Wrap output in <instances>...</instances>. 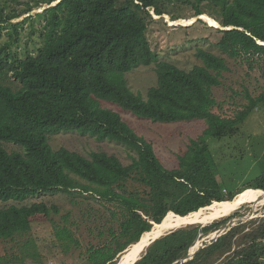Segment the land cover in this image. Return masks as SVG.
I'll return each instance as SVG.
<instances>
[{
  "label": "trees",
  "instance_id": "trees-1",
  "mask_svg": "<svg viewBox=\"0 0 264 264\" xmlns=\"http://www.w3.org/2000/svg\"><path fill=\"white\" fill-rule=\"evenodd\" d=\"M58 1L41 15L42 46L35 56L18 59L11 44L0 46V76L11 84L0 81V202L23 203L41 194L62 193L73 201L91 195L112 204L116 210L109 212L118 220V228L108 229L107 244L91 246L87 252L90 264H117L120 254L149 234L152 222L181 219L236 198L239 193L226 195L212 183L208 141L237 134L248 115L264 104V92L258 97L248 93L246 107L235 118L214 113L213 88L222 85L226 61L203 49L197 53L202 64L190 71L160 61L148 39V24L154 21L152 12L161 18L170 16L165 0H45V4ZM174 1L190 5L195 17L208 15L226 29H217L222 34L217 47L224 53L249 64L256 56L264 59V0ZM205 6L219 11L211 13ZM0 17L2 29L19 15H4L0 8ZM171 19L180 20L174 15ZM19 25L12 40L19 36ZM151 65L157 84L144 97L130 89L126 75ZM102 102L153 123L203 120L207 128L179 157V166L166 169L153 144ZM68 132L115 142L135 156L124 165L105 152L85 157L66 148L54 150L49 137ZM5 143L21 151L10 152L2 147ZM246 189L264 190V175ZM59 212L45 203L0 209V242L29 234L34 221ZM228 219L203 228L188 225L160 237L136 264H174L199 233L214 232ZM250 223L254 227L246 230ZM56 237L67 249V242L77 243L66 228ZM200 250L185 264H263L264 217L233 227Z\"/></svg>",
  "mask_w": 264,
  "mask_h": 264
},
{
  "label": "rangeland",
  "instance_id": "rangeland-1",
  "mask_svg": "<svg viewBox=\"0 0 264 264\" xmlns=\"http://www.w3.org/2000/svg\"><path fill=\"white\" fill-rule=\"evenodd\" d=\"M49 7L45 4V0H0V8L4 9V15L11 13L19 15L18 18L2 25L0 46L11 44V53L18 59H24L27 55L35 56L39 47L42 46L40 34L41 28L44 26V19L41 15ZM164 7L170 16L164 15L161 18L152 12L154 21L148 24V39L159 60L170 62L183 70L190 71L196 65L202 64L197 57L199 49L224 58L228 70L222 74V85L213 88V96L217 103L213 111L222 118H235L246 107L248 93L253 97H258L264 92V59L256 56L253 63L249 64L247 59L233 58L221 51L217 47L222 36L217 30L218 28L210 26L204 19H199V21V17H195V10L190 5H184L174 0H165ZM204 8L214 14L219 11L215 7L205 6ZM172 15L180 20L172 21ZM193 18H195L193 24H188L187 20ZM182 20L187 22H179ZM18 24H20L17 26L19 36L12 40L13 30ZM126 78L128 86L134 93L146 97L148 90L157 84L155 65L139 66L128 73ZM10 80L13 79L10 78ZM0 81L11 85L1 76ZM102 103L104 107L118 112L139 136L153 144L158 158L166 169L177 168L179 157L187 151L191 141L201 136L207 128V124L203 120L172 124L153 123L150 120L124 112L116 105ZM239 128L240 131L233 136L221 139L212 138L208 141V157L214 177L212 183H215L217 189H222L226 195L231 192L239 193L232 202L225 203L240 202L238 208L233 213L212 218L209 208L213 207L214 203L204 209L206 215L203 218L178 227L200 225V228H203L229 218L228 222L216 231L199 233L195 242L184 254L183 259L181 258L174 264H183L185 261L194 259L200 249L216 242L215 239L225 229L249 221H260L264 217V202L259 203L252 198L258 194L255 191L259 190H245L246 186L264 175V104H260L252 111ZM49 142L54 150L66 148L85 157H89L94 152H105L116 156L124 165L131 164V157L135 156L120 144L110 141L100 142L79 132L51 135ZM2 147L10 152L21 151L20 147L13 144L5 143L2 144ZM241 191L243 192L240 194ZM76 200L73 201L65 194L55 193L41 194L23 203L0 202V209L45 203L49 206H56L60 210L59 214L41 217L34 221L29 234L19 236L15 240L1 241L0 259H2V264H90L87 252L89 248L107 244L110 238L108 229L116 230L118 228V220L113 218L109 212L116 208L112 204L95 200L91 195H86L85 198L78 196ZM215 207V210H218L222 206L215 205ZM202 223L204 224L202 225ZM152 224L153 229L149 233L154 230L156 225H160L154 222ZM252 227L254 226L250 223L246 230ZM62 228L69 230L77 241V243L67 242L69 249L65 248V242L56 237V232ZM172 230L166 233H162L161 230L160 232L154 231L156 235L153 233L149 243L147 242L148 245L151 241L172 233ZM99 232H103L104 235L100 236ZM148 245L144 247L138 258L129 264L139 259ZM237 245L238 242H235L234 248ZM133 246L117 257V264H123L124 258Z\"/></svg>",
  "mask_w": 264,
  "mask_h": 264
},
{
  "label": "bare ground",
  "instance_id": "bare-ground-1",
  "mask_svg": "<svg viewBox=\"0 0 264 264\" xmlns=\"http://www.w3.org/2000/svg\"><path fill=\"white\" fill-rule=\"evenodd\" d=\"M200 18L204 19V21L207 22L212 27L221 28L220 24L217 21H214L213 19L209 18L206 15L200 16ZM187 21L182 20L179 22H187L188 24H193V21H195V18H193L191 20H187ZM255 192L256 193L259 192V193L255 197H252V198L255 199L256 202L263 203L264 202V191H255ZM239 203L240 202L227 204L225 206H222L218 210H212L215 206L213 208H210L209 210H211L210 212H212V218H216L218 216H225L228 213H233L238 208ZM196 214L197 215H190V216H187L186 218L184 217V218L175 219V220L174 219H172V220H170V219L166 220L165 219L166 221L164 220V222L162 224L156 225V227L154 228V230L151 233H149L147 236L143 237L144 239H142L141 242H139L138 244H136L132 247V250L124 258L123 264H129L134 259L138 258V255H140V253L143 251L144 247H146L148 245L149 240L151 239L154 231L160 232V230H161L162 233H166L172 229H175V228L181 227L185 224H188L189 222H192V221L197 222L198 220H200L199 218H203L206 215L205 211H202V212L199 211V213H196ZM154 235H156V234L154 233ZM142 243H147V244H142ZM140 244H142V245H140Z\"/></svg>",
  "mask_w": 264,
  "mask_h": 264
},
{
  "label": "water",
  "instance_id": "water-1",
  "mask_svg": "<svg viewBox=\"0 0 264 264\" xmlns=\"http://www.w3.org/2000/svg\"><path fill=\"white\" fill-rule=\"evenodd\" d=\"M61 1H58L57 3H54V4H52L50 7H52V6H55V5H57L58 3H60ZM199 17V18H198ZM197 18H198V20L199 19H201L200 18V16H198ZM220 29H222V30H226V29H224V28H220ZM253 190H260V191H264V190H262V189H253ZM225 202H232V201H225ZM219 203H222V202H219ZM214 204V203H213ZM208 207H210V206H206V207H203V208H201L200 210H202V209H205V208H208ZM199 210V211H200ZM195 213V212H194ZM192 214V213H191ZM191 214H189V215H191ZM189 215H187V216H189ZM187 216H182V217H187ZM200 224V223H199ZM204 223H202V225H203ZM233 227V226H232ZM232 227H230V228H227V229H225L224 231H223V233H220L219 234V236L217 237V239L219 238V237H221L223 234H226V233H228V232H230V230L232 229ZM179 229H181V228H177V229H174V230H172L173 232H175V231H177V230H179ZM164 235V234H163ZM162 237V236H161ZM160 238V237H159ZM159 238H157V239H159ZM143 239V236H142V238L140 239V241L139 242H141V240ZM157 239H155V240H153V241H151L150 242V244L148 245V247L153 243V242H155ZM217 239H215V241H217ZM138 242V243H139ZM137 244V243H136ZM136 244H134V245H136ZM133 246V245H132ZM147 247V248H148ZM208 247V246H207ZM131 247H129L128 249H130ZM146 248V249H147ZM206 248V247H205ZM127 249V250H128ZM189 249V248H188ZM126 250V251H127ZM146 251V250H145ZM144 251V252H145ZM201 251V250H200ZM200 251H199V253H200ZM141 259V256L139 257V259H137L136 261H134L132 264H136L139 260ZM183 259V258H182ZM193 259V258H192ZM192 259H190V260H192ZM189 261V260H188ZM188 261H185V262H183V264H185L186 262H188Z\"/></svg>",
  "mask_w": 264,
  "mask_h": 264
}]
</instances>
